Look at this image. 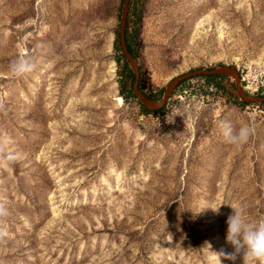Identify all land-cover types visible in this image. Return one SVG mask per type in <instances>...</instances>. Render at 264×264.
<instances>
[{"label": "rangeland", "instance_id": "374dc122", "mask_svg": "<svg viewBox=\"0 0 264 264\" xmlns=\"http://www.w3.org/2000/svg\"><path fill=\"white\" fill-rule=\"evenodd\" d=\"M121 4L0 0V142L17 156L0 163V264H215L232 251L227 204L264 219V104H240L231 75L218 89L195 75L142 111L121 91ZM126 25L154 99L172 76L217 65L264 95V0H127ZM21 53L35 69L12 79ZM220 119L254 134L237 149Z\"/></svg>", "mask_w": 264, "mask_h": 264}, {"label": "clouds", "instance_id": "9594fccd", "mask_svg": "<svg viewBox=\"0 0 264 264\" xmlns=\"http://www.w3.org/2000/svg\"><path fill=\"white\" fill-rule=\"evenodd\" d=\"M35 69V62L30 54L21 53L12 60L8 68V75L12 79H21L29 75ZM5 110L3 99H0V112ZM181 116L185 120V116L179 112L169 119L166 116L167 123H173L175 116ZM220 135L224 142L228 145L241 149L246 145L251 136L254 134V128L250 125H243L239 128L235 127L231 120L220 119L217 122ZM5 142H0V163L11 165L17 159L13 153L4 155ZM227 203H219L216 205H208L203 203L200 211L211 209V211L219 215L222 205ZM232 208V213L226 220L225 243L230 245L232 251L225 252L221 249L215 253V264H221V258L232 261V264H264V219L253 221L247 215V206L241 202Z\"/></svg>", "mask_w": 264, "mask_h": 264}, {"label": "water", "instance_id": "95a60500", "mask_svg": "<svg viewBox=\"0 0 264 264\" xmlns=\"http://www.w3.org/2000/svg\"><path fill=\"white\" fill-rule=\"evenodd\" d=\"M126 11H127V0H122L121 4V13L119 16L118 23V42L119 46L123 52L124 58L130 66L133 73L132 80V91L140 100V103L146 107L153 110L160 108L173 88L178 85V83L186 78L191 76L200 75V74H218V75H231L234 78V86L236 93L240 97L241 100L246 102H264L263 94H248L246 93L238 84L239 82V72L231 65H217L213 67H194L183 71L175 76H172L165 84L161 97L158 99H154L145 95L138 87V79H139V69L135 58L128 51L126 42H125V19H126Z\"/></svg>", "mask_w": 264, "mask_h": 264}, {"label": "trees", "instance_id": "16d2710c", "mask_svg": "<svg viewBox=\"0 0 264 264\" xmlns=\"http://www.w3.org/2000/svg\"><path fill=\"white\" fill-rule=\"evenodd\" d=\"M124 32H125V42H126L127 49L131 53V55L134 56L133 49L131 48V46L129 44V33H128V30H127L126 19H125V29H124ZM118 50L120 51L119 53H120V57H121V61H122V69L124 70L123 80L120 82L121 91H122V93H123L124 96L125 95L136 96L134 94V92L132 91V88H131L132 80H133L132 70L128 67L127 62H126V60L124 58L123 52H122V50H121L120 47H118ZM196 76L204 77L207 80V82L212 83L214 85V87L216 89H218L219 88V85L217 83L213 82L212 79H215L216 77H224L225 75H218V74H200V75H196ZM186 79H188V78H186ZM186 79L180 81L178 83V85L183 84ZM138 86H139V79H138ZM143 93L145 95H147L148 97L155 98L154 94H151V93H148V92H145V91H143ZM239 103L240 104H245L246 102H244L242 100H239ZM260 103L264 104V102H260ZM140 109L142 111H144V112H152V113H154L156 111V110H153V109H150V108H146L142 104H140Z\"/></svg>", "mask_w": 264, "mask_h": 264}]
</instances>
